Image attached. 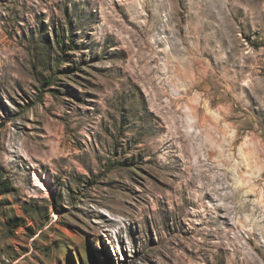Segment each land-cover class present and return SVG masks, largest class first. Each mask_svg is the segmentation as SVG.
Wrapping results in <instances>:
<instances>
[{
	"label": "rangeland",
	"instance_id": "rangeland-1",
	"mask_svg": "<svg viewBox=\"0 0 264 264\" xmlns=\"http://www.w3.org/2000/svg\"><path fill=\"white\" fill-rule=\"evenodd\" d=\"M263 147L264 0H0V264H264Z\"/></svg>",
	"mask_w": 264,
	"mask_h": 264
},
{
	"label": "bare ground",
	"instance_id": "bare-ground-1",
	"mask_svg": "<svg viewBox=\"0 0 264 264\" xmlns=\"http://www.w3.org/2000/svg\"><path fill=\"white\" fill-rule=\"evenodd\" d=\"M192 108H194V107L193 106H189V109L190 110ZM215 127L219 130L220 129V124L215 123ZM206 138H210V134L209 133H206L205 134V139ZM216 143H217V140L214 141L212 144L215 146ZM215 148L216 149H214L213 152L214 153H217V157H219L220 156L219 153L222 152V151H220L217 147H215ZM255 149H254V153L256 152ZM257 151H258V153L260 155H264V147L260 151L259 150H257ZM220 161L221 160L219 159L218 162H220ZM202 162H203V159H200L199 158V160L195 164L192 165L193 167H195L196 172L193 173V175H191V181H190V183L193 186H196L197 189L200 192V194L197 197L198 200H202L203 198H205L206 196H208L210 193L213 194L214 192H218L219 188L217 186H215V185H213L211 187L210 186V183L213 180L219 181L220 180V176H221L220 173H218V172L215 171L214 174L209 177V182H204V179L203 178H206L208 175H206V171L207 170L203 168L204 167V164ZM245 166H247V165L245 164ZM214 167H217V166H214ZM33 177H34V182H35L36 185H38L42 189H46L47 190V185L41 179H39L38 176L35 175ZM233 195L236 196V193L234 192ZM214 232H216V234H219L220 232L222 233V230H220V229L217 228ZM227 234H228V231H225L224 235H227ZM245 263H248V262H245ZM248 264H251V263H248Z\"/></svg>",
	"mask_w": 264,
	"mask_h": 264
},
{
	"label": "crops",
	"instance_id": "crops-1",
	"mask_svg": "<svg viewBox=\"0 0 264 264\" xmlns=\"http://www.w3.org/2000/svg\"><path fill=\"white\" fill-rule=\"evenodd\" d=\"M21 256H22V255H20V256H19L20 258H19V257H17L18 259L16 258L17 260H16V262H15V263L21 264L22 262H24V260H21V259H23V258H24V257H23L24 255H23L22 257H21Z\"/></svg>",
	"mask_w": 264,
	"mask_h": 264
},
{
	"label": "trees",
	"instance_id": "trees-1",
	"mask_svg": "<svg viewBox=\"0 0 264 264\" xmlns=\"http://www.w3.org/2000/svg\"><path fill=\"white\" fill-rule=\"evenodd\" d=\"M0 184L2 185V184H3V182H0Z\"/></svg>",
	"mask_w": 264,
	"mask_h": 264
}]
</instances>
